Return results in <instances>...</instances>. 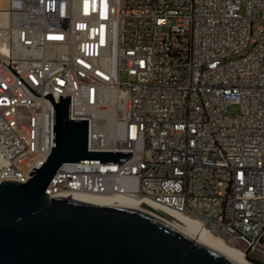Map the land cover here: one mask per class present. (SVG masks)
<instances>
[{"label": "built area", "instance_id": "2783aa9c", "mask_svg": "<svg viewBox=\"0 0 264 264\" xmlns=\"http://www.w3.org/2000/svg\"><path fill=\"white\" fill-rule=\"evenodd\" d=\"M260 19L264 0H0V183L42 166L44 95H71L89 151L132 154L65 162L47 194L146 199L264 263Z\"/></svg>", "mask_w": 264, "mask_h": 264}, {"label": "water", "instance_id": "95a60500", "mask_svg": "<svg viewBox=\"0 0 264 264\" xmlns=\"http://www.w3.org/2000/svg\"><path fill=\"white\" fill-rule=\"evenodd\" d=\"M54 105L52 152L23 183H0V264H235L169 221L137 206L79 192H45L69 161L119 162L131 151H89L88 119ZM246 257L256 263L262 261Z\"/></svg>", "mask_w": 264, "mask_h": 264}, {"label": "bare ground", "instance_id": "6f19581e", "mask_svg": "<svg viewBox=\"0 0 264 264\" xmlns=\"http://www.w3.org/2000/svg\"><path fill=\"white\" fill-rule=\"evenodd\" d=\"M1 160V158H0ZM91 194V193H87ZM120 202L128 203L144 210H147L167 221L190 235L192 238L229 259L235 264H256L250 261L246 254L237 247L229 245L224 239L213 235L203 224L197 219L186 214L178 212L174 209L153 203L146 199L134 198L125 195L113 194H93Z\"/></svg>", "mask_w": 264, "mask_h": 264}, {"label": "rangeland", "instance_id": "374dc122", "mask_svg": "<svg viewBox=\"0 0 264 264\" xmlns=\"http://www.w3.org/2000/svg\"><path fill=\"white\" fill-rule=\"evenodd\" d=\"M259 26H264V20L263 19H260L258 20L256 23H255V27H259ZM122 79H127V75L126 74H123L122 75ZM230 111H237V106L236 105H231L230 106Z\"/></svg>", "mask_w": 264, "mask_h": 264}]
</instances>
